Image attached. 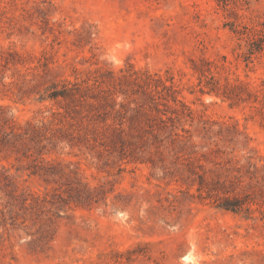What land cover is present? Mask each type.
Listing matches in <instances>:
<instances>
[{
  "label": "rangeland",
  "instance_id": "1",
  "mask_svg": "<svg viewBox=\"0 0 264 264\" xmlns=\"http://www.w3.org/2000/svg\"><path fill=\"white\" fill-rule=\"evenodd\" d=\"M0 264H264V0H0Z\"/></svg>",
  "mask_w": 264,
  "mask_h": 264
}]
</instances>
